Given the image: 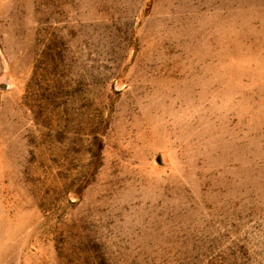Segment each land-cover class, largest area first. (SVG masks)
Wrapping results in <instances>:
<instances>
[{"label":"rangeland","instance_id":"rangeland-1","mask_svg":"<svg viewBox=\"0 0 264 264\" xmlns=\"http://www.w3.org/2000/svg\"><path fill=\"white\" fill-rule=\"evenodd\" d=\"M0 264H264V0H0Z\"/></svg>","mask_w":264,"mask_h":264}]
</instances>
